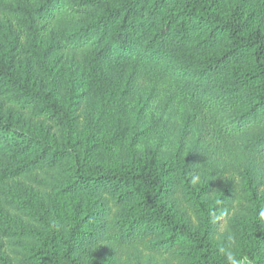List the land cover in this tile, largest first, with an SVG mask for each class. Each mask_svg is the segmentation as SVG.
Here are the masks:
<instances>
[{
	"label": "trees",
	"instance_id": "obj_1",
	"mask_svg": "<svg viewBox=\"0 0 264 264\" xmlns=\"http://www.w3.org/2000/svg\"><path fill=\"white\" fill-rule=\"evenodd\" d=\"M244 1L252 2L0 0V186L73 156L69 144L53 145L47 134H14L16 113L50 133L74 128L81 109L90 121L87 111L94 102L140 95L168 120L183 118L200 144L183 164L77 160L67 187L103 200L112 196L124 217L113 222L117 230L111 237L104 226L100 232L84 229L100 209L91 205L81 214L76 206L66 247L57 252L55 243H45L41 264H89L74 255L80 241L134 243L152 234L155 249L189 243L197 264H213L208 236L219 229L225 212L202 199L215 179L203 180L197 190L193 161L202 151L230 159L253 199L259 193L252 182L264 171V0L248 8ZM178 194L197 211L203 231L177 216ZM24 202L9 200L15 207ZM239 259L261 264L254 242Z\"/></svg>",
	"mask_w": 264,
	"mask_h": 264
},
{
	"label": "rangeland",
	"instance_id": "obj_2",
	"mask_svg": "<svg viewBox=\"0 0 264 264\" xmlns=\"http://www.w3.org/2000/svg\"><path fill=\"white\" fill-rule=\"evenodd\" d=\"M243 3L248 8L254 0L248 1L249 4ZM91 105L87 111L91 114L90 121L81 109L77 112L80 117L74 128H51L50 133L36 129L33 124H26L23 119L27 116L21 119L20 113H16L14 134L25 132L40 137L47 134L53 145L69 144L73 156L48 171L25 174L0 186V236L3 241L0 264H41V257H47L40 252L46 248L45 243H55L57 252L63 250L67 245L65 240L72 233V216L76 206L81 214L91 205L100 209L94 223L84 229L100 232L105 228L113 237L114 230H117L113 222L124 217V209L115 203L112 196L103 200L94 193L75 192L67 187L77 160L87 159L95 164H116L133 159L183 164L200 147L197 132L192 126L187 125L183 118L168 120L169 117L162 116L161 110L145 96L114 99L108 103L94 102ZM236 158L241 162L247 160L243 155H236ZM252 162L253 165L258 163ZM193 165L196 167L194 184L197 190L203 188L200 185L203 180L210 182L215 179L212 187L205 188L202 199L207 198L210 206L225 212L219 229L208 236L214 250L213 264H227L221 248L231 245L239 258L242 249L253 242L259 251L261 264H264V217L260 216L264 212V171L252 182L253 186H258L259 193L258 198L253 199L246 181L237 173L236 165L232 166L230 159L202 151ZM177 196V216L184 215L194 229L203 231L197 211L179 194ZM15 198L25 201V206L11 205L9 200ZM101 219L105 223L98 227L96 223ZM4 230L19 233L12 232L13 235L9 236V232ZM155 237L148 235L134 243L120 239L83 240L78 242L73 252L89 264H197L196 250L189 243L180 242L170 250L155 249L150 245Z\"/></svg>",
	"mask_w": 264,
	"mask_h": 264
},
{
	"label": "clouds",
	"instance_id": "obj_3",
	"mask_svg": "<svg viewBox=\"0 0 264 264\" xmlns=\"http://www.w3.org/2000/svg\"><path fill=\"white\" fill-rule=\"evenodd\" d=\"M260 216L264 217V212H261ZM229 240L231 241V237H229ZM220 252L225 256L227 264H242L231 245L228 248H221Z\"/></svg>",
	"mask_w": 264,
	"mask_h": 264
}]
</instances>
